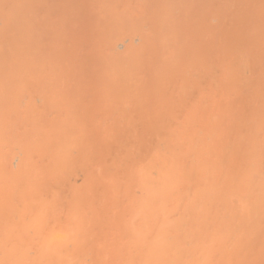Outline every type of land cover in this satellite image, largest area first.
Wrapping results in <instances>:
<instances>
[{"label": "bare ground", "instance_id": "obj_1", "mask_svg": "<svg viewBox=\"0 0 264 264\" xmlns=\"http://www.w3.org/2000/svg\"><path fill=\"white\" fill-rule=\"evenodd\" d=\"M0 264H264V0H0Z\"/></svg>", "mask_w": 264, "mask_h": 264}]
</instances>
